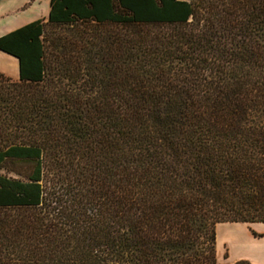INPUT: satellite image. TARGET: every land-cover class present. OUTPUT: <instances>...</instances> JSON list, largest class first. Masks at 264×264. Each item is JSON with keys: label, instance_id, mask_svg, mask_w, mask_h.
Returning <instances> with one entry per match:
<instances>
[{"label": "trees", "instance_id": "16d2710c", "mask_svg": "<svg viewBox=\"0 0 264 264\" xmlns=\"http://www.w3.org/2000/svg\"><path fill=\"white\" fill-rule=\"evenodd\" d=\"M0 52V264H218L264 223V0H50Z\"/></svg>", "mask_w": 264, "mask_h": 264}, {"label": "rangeland", "instance_id": "374dc122", "mask_svg": "<svg viewBox=\"0 0 264 264\" xmlns=\"http://www.w3.org/2000/svg\"><path fill=\"white\" fill-rule=\"evenodd\" d=\"M48 11L49 0H0V37L31 22L46 19ZM0 73L7 77H10L7 73L17 76V59L0 52ZM11 79L17 81L18 77ZM25 167L26 165L21 163H6L0 168V175L21 179L17 171L23 170ZM224 238L229 240L231 246L216 240L218 264H236L238 262L250 264L249 261H246L248 259L253 264H264V236H252V234L248 236L235 226L228 224L224 227Z\"/></svg>", "mask_w": 264, "mask_h": 264}, {"label": "crops", "instance_id": "0c3cea01", "mask_svg": "<svg viewBox=\"0 0 264 264\" xmlns=\"http://www.w3.org/2000/svg\"><path fill=\"white\" fill-rule=\"evenodd\" d=\"M46 19H47V17H46ZM46 19H44V20H46ZM7 74L10 76L9 78L15 79L18 77V75L15 76L13 73H11V74L7 73ZM228 224L233 225V227L235 226L236 228L243 231L248 236L251 235L253 232L256 233L257 235H264V223H252V224L222 223V224H218L217 228H216V240H217V242L222 241V242H225L227 245L231 246L229 243V240L225 239L226 237L224 238V227H225V225H228ZM252 236H253V234H252ZM244 258H246V257H244ZM246 261H249L250 264H253V263H251V261L249 259Z\"/></svg>", "mask_w": 264, "mask_h": 264}]
</instances>
